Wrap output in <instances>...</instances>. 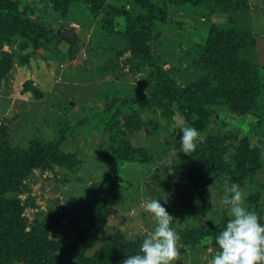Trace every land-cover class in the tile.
<instances>
[{
  "label": "rangeland",
  "instance_id": "rangeland-1",
  "mask_svg": "<svg viewBox=\"0 0 264 264\" xmlns=\"http://www.w3.org/2000/svg\"><path fill=\"white\" fill-rule=\"evenodd\" d=\"M4 1L0 173L37 142L56 154L0 186L18 221L8 229L1 216L0 232L35 237L58 262L94 264L154 231L143 203L158 198L180 233L174 264H209L212 239L191 245L182 234L230 218L224 180L239 182L246 206L264 216V0ZM119 11L146 20L143 52L117 32ZM207 40L221 60L204 56ZM186 123L200 132L189 154L180 148Z\"/></svg>",
  "mask_w": 264,
  "mask_h": 264
},
{
  "label": "clouds",
  "instance_id": "clouds-1",
  "mask_svg": "<svg viewBox=\"0 0 264 264\" xmlns=\"http://www.w3.org/2000/svg\"><path fill=\"white\" fill-rule=\"evenodd\" d=\"M199 135L194 125L182 127L180 148L184 153L197 149ZM223 184L224 203L231 215L214 237L216 254L209 264H264V216L246 206L239 182L226 179ZM143 207L156 219L154 231L148 228L140 250L127 255L121 264H174L180 255V233L173 226L176 217L158 198L144 201Z\"/></svg>",
  "mask_w": 264,
  "mask_h": 264
},
{
  "label": "trees",
  "instance_id": "trees-1",
  "mask_svg": "<svg viewBox=\"0 0 264 264\" xmlns=\"http://www.w3.org/2000/svg\"><path fill=\"white\" fill-rule=\"evenodd\" d=\"M4 2L8 3L7 0ZM161 14V12L156 13V15H158L159 17H161ZM116 15L117 17L123 16L126 22L124 27L125 29L117 32H121V34H123L124 37L127 38L128 42L133 46V48L140 49L143 52L145 47L142 44L141 38L143 34H147L148 32L146 20H138V18L133 19L132 16L126 13L125 11H119ZM156 15H154V17ZM151 28L152 26L149 27V29ZM231 38L232 36L229 37L228 40H231ZM203 53L204 56L211 58L212 60L214 59L215 61H219L223 57L222 53H217V55H215V44L208 40L206 42L205 50ZM106 113H109V111H106ZM219 146L220 138L219 135L215 134L212 140L208 142V145L206 147V150H208L206 151L208 163H214V159H216V156L218 155ZM54 150L51 145H43L42 141L41 144L40 142H37V145L35 144L32 149L23 153L20 159H16L17 162L11 165V167L7 170L6 174H2L3 172L0 173L2 174L0 175V186H2L4 189L9 186V183L7 184V182L12 179L11 175L13 172L18 173L19 171H21L22 168H27L35 164H41L42 161L45 162L47 160H50V158L56 154ZM199 172H197V169H195L190 170L188 174L191 178L190 181L196 185H198L201 181L205 180L204 177L200 179ZM2 194L3 193L0 192V217L4 215L10 219V221L2 227L8 226V229H11L12 226L15 224L17 225V229L18 221L16 214L14 213V208L10 207L6 203L7 200L2 197ZM227 219L229 218H226L217 224L208 223L206 225L197 227L194 230L186 231L182 234V239L186 244L195 245L198 244L201 239L208 237L212 239L214 244L215 235L221 230V228L223 227V223L226 222ZM18 237L19 235L17 237L14 236L11 231L0 232V264H10L12 262V259L14 258L13 256L19 254H23L31 258L33 264H67L65 262H58L56 259L57 257L55 256H47L46 254L41 252L39 250V244L37 245V240L34 239L35 237L31 238L30 236H22L20 240ZM17 242L20 244H17ZM139 250V244H117L115 246L106 248L100 256L101 262L96 260L94 261V264H119L123 260L124 256L134 254Z\"/></svg>",
  "mask_w": 264,
  "mask_h": 264
},
{
  "label": "water",
  "instance_id": "water-1",
  "mask_svg": "<svg viewBox=\"0 0 264 264\" xmlns=\"http://www.w3.org/2000/svg\"><path fill=\"white\" fill-rule=\"evenodd\" d=\"M61 36L64 39H66L69 42H71L72 44L75 43V41H76V35L73 32H69V31L62 30L61 31ZM80 66L81 67H84V63L82 61L80 62Z\"/></svg>",
  "mask_w": 264,
  "mask_h": 264
}]
</instances>
